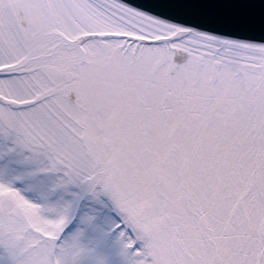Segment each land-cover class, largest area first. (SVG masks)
I'll return each instance as SVG.
<instances>
[{
	"label": "snow or ice",
	"instance_id": "snow-or-ice-1",
	"mask_svg": "<svg viewBox=\"0 0 264 264\" xmlns=\"http://www.w3.org/2000/svg\"><path fill=\"white\" fill-rule=\"evenodd\" d=\"M0 264H264V0H0Z\"/></svg>",
	"mask_w": 264,
	"mask_h": 264
}]
</instances>
